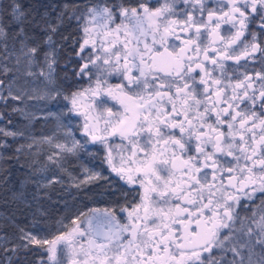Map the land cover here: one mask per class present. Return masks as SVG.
Listing matches in <instances>:
<instances>
[{
  "label": "snow or ice",
  "instance_id": "1",
  "mask_svg": "<svg viewBox=\"0 0 264 264\" xmlns=\"http://www.w3.org/2000/svg\"><path fill=\"white\" fill-rule=\"evenodd\" d=\"M72 21L82 63L58 81L54 37ZM261 37L264 0H0V104L64 102L41 117L11 107L8 116L52 120L54 130L36 137L8 119L0 148L8 139L31 142L0 153V173L37 143L59 150L47 157L57 164L61 153L100 145L133 194L129 201L124 193L123 221L94 208L70 225L58 221L64 230L51 238L23 228L14 240L0 236L5 264H27L28 253H40L36 264H264V67L240 64L264 65ZM74 119L83 140L72 134ZM84 171L77 188L107 179ZM58 182L36 181L37 193Z\"/></svg>",
  "mask_w": 264,
  "mask_h": 264
},
{
  "label": "trees",
  "instance_id": "2",
  "mask_svg": "<svg viewBox=\"0 0 264 264\" xmlns=\"http://www.w3.org/2000/svg\"><path fill=\"white\" fill-rule=\"evenodd\" d=\"M42 3L63 4L65 0H41ZM73 2V0H69ZM82 2V0H75ZM76 22L63 27L59 34L54 37V41L59 48V63L57 65L56 78L62 81L67 73L73 76V69L78 70L80 60L74 56L77 49L72 47V37L79 39ZM63 36H68L69 39L62 41ZM72 56L70 63L65 67V62L69 56ZM81 83H86L82 81ZM37 88L43 87L42 81H38L35 85ZM63 101L59 104H45L39 100H28L25 98L24 104L9 101L8 109L4 110L0 104V111H4L5 119L0 120V126L7 125V120L13 121L9 125L12 129L27 127L34 136L51 135L54 130V121H45L44 119H35L29 122L21 114H12L8 116V112L14 104L18 107H25L26 111L41 117L43 113L59 112L63 107ZM67 124L68 121H65ZM69 127L73 129V135L76 139L83 140L79 134L78 120L74 119ZM59 142H64L63 133L61 132L57 138ZM24 139L12 140L8 139L7 144L10 145L7 149L0 148V153L11 155L14 148L20 143H30ZM59 150L54 145L46 143H37L31 150L25 148L27 159L21 155L19 163L15 160L7 162V171L0 173V236H7L15 239L19 235V229L23 228L26 232H32L39 237L51 238L58 230H64L62 224H71L72 219L81 212L87 213L91 207L95 206H112L114 197L112 190L119 191L114 193L117 200L121 202L125 200L123 186L110 177L106 167L101 162L102 151L98 146L89 144L87 151H81L77 155L61 153L55 157L57 163L48 161L47 157ZM36 161L29 168V164ZM21 165H24L21 167ZM89 169L92 172H101L107 179L93 181L92 183L82 184L79 188L74 184L84 180L89 174L84 169ZM45 169H47L45 171ZM36 170H39L38 172ZM7 176V180L4 177ZM58 178V183L40 188L37 193L36 181L42 184H47V181L53 177ZM30 177L31 182L22 181ZM23 193V199L13 198L12 193ZM62 221V224H58ZM44 253V257H45ZM40 253H28L27 264H36ZM0 264H5L3 255L0 254ZM19 264V262H17Z\"/></svg>",
  "mask_w": 264,
  "mask_h": 264
},
{
  "label": "flooded vegetation",
  "instance_id": "3",
  "mask_svg": "<svg viewBox=\"0 0 264 264\" xmlns=\"http://www.w3.org/2000/svg\"><path fill=\"white\" fill-rule=\"evenodd\" d=\"M161 2H162V0H152V6H153V7L158 6V4L161 3ZM212 6H214V5H213L212 3H210V4H209V7H212ZM180 7H183V5L181 4ZM205 16H206V13H205ZM227 28H230V26H229V25H223V26H222V32H223L224 29H227ZM253 28H255V25L253 26ZM233 31H234V30H233ZM248 39L250 40V37H248ZM260 39H261V44H262V46H264V37H261ZM78 47H79V45H77V49H78ZM81 63H82V61L79 62L78 69H79ZM228 63H229L230 65H232L233 67H235L234 62L229 61ZM240 64H241V65L247 64V65H248V71H250V72H254V71H256V70H261V68L264 67V65H261L260 63L253 64L251 61H246V60H241V61H240ZM241 78H242V77H241ZM85 84H86V83H85ZM78 125H79V121H78ZM78 129H79V134L81 135V132H80V128H79V126H78ZM81 137H82V136H81ZM82 138H84V137H82ZM84 139H85V138H84ZM113 143H120V141H119V139L117 138L116 140L113 141ZM95 146H98V148L102 151V159H101L102 161H101V162H102L103 165L106 167V169H107V171H108L110 177L113 178L114 181H117L120 185L123 186L124 193H125V192H128V193H129V194H128V200L131 201V200H132V195H133V194L129 191L130 186L127 185V184H125L123 181H120L118 177H116L114 174H112V173L110 172V170L108 169L106 163H104L105 150H104L103 147L100 146V145H95ZM118 192H119V191H117V190H112V196L115 198V199H114V202H113L114 204H113L112 206H109V207H105V206H95V207H91L90 209L98 208V209H100V210H104L105 208H108V209L113 210L114 212H116V213L120 216L121 220L123 221L124 218H125V215H126V214H120V207L125 205V200H123V201L121 202L120 200H117V199H116V197L114 196V193H118ZM136 199L138 200V197H136ZM259 202H260L259 200H256V201H255L256 204H259ZM128 206L130 207L131 205L129 204ZM90 209H89V210H90ZM89 210H88L87 212H89ZM241 211H242V213H243V209H241ZM44 258H45V259L47 258L46 254H45V257H44Z\"/></svg>",
  "mask_w": 264,
  "mask_h": 264
}]
</instances>
